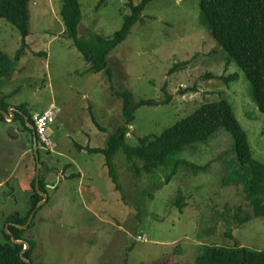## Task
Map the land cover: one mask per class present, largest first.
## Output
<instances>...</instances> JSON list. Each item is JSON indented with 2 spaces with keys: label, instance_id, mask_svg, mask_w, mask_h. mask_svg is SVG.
I'll return each mask as SVG.
<instances>
[{
  "label": "rangeland",
  "instance_id": "obj_1",
  "mask_svg": "<svg viewBox=\"0 0 264 264\" xmlns=\"http://www.w3.org/2000/svg\"><path fill=\"white\" fill-rule=\"evenodd\" d=\"M78 2L82 16L78 38L90 42L93 35L113 38L130 15L129 5L141 0ZM61 6V0L30 1L25 52L12 79L0 80V99L6 96L10 107L30 116L59 110L46 133L51 150L39 149V166L28 133H17L15 122L0 119V176L8 180L0 189V242L12 224L8 218L28 213L35 198V177L52 176V183L71 165L63 170L64 176L77 173L81 180L73 178L57 191L48 190V202L24 234L35 243V264H193L204 245L238 243L264 250V216L239 224L236 214L252 213L243 187L222 185L238 164L233 139L225 129L209 143L187 147L172 157L208 165L204 173L184 168L168 184L162 168L151 175L140 171L137 177L131 163L139 168L141 163L126 156V146L158 136L201 105L224 99L245 130L253 157L264 164V114L258 111L243 70L235 62L226 67L228 54L201 21L199 0L147 4L127 39L108 55L112 81L103 71L91 72L72 40L65 37ZM20 46L19 31L0 19V49L14 56ZM231 75L235 79H224ZM126 90L136 101L164 102L166 96L170 100L135 112L125 148L114 159L120 193L104 156L80 151L75 144L105 146L123 123L117 93ZM178 199L182 210L175 205ZM230 229L233 236L227 234Z\"/></svg>",
  "mask_w": 264,
  "mask_h": 264
},
{
  "label": "trees",
  "instance_id": "obj_2",
  "mask_svg": "<svg viewBox=\"0 0 264 264\" xmlns=\"http://www.w3.org/2000/svg\"><path fill=\"white\" fill-rule=\"evenodd\" d=\"M30 1L0 0V19L12 24L21 36V46L14 56H10L0 49V80L9 81L12 79L16 65L25 52L26 39L30 35ZM61 1L60 15L65 37L72 40L84 61L90 65L89 70L91 72L103 71L112 81L113 71L108 66L109 53L127 39L131 28L139 20L145 6L153 0H141L135 6L130 4V15L125 17L121 29L114 34L113 38L105 39L93 35L90 42L78 38V26L82 19L78 0ZM199 6L201 21L206 23L205 25L208 26L212 37L228 54L226 67L231 62H235L243 70L251 84V96L258 107V111L264 114V0H199ZM235 76L231 75L224 79L226 81L233 80ZM162 90L165 93V87ZM187 91L184 90L183 93L185 94ZM117 96L122 102L123 123L108 137L105 146L103 148H89L76 145V148L80 151L87 150L90 154L103 155L115 190L121 193L122 187L116 174L114 159L119 151L125 148L128 129L135 120V112L142 106L167 104L170 97L166 96L164 102L144 99L136 101L133 94L128 90L118 92ZM9 107L6 96H3L0 99V110L8 112ZM18 110L29 115L22 109ZM0 119L4 120L1 114ZM92 119L97 127L103 129L95 118ZM222 128L233 139L238 163L231 175L223 180L222 185L223 187H243L245 200L252 209L250 214L244 216L236 214L234 216L239 224H243L253 217L264 216V164L253 157L248 136L228 101L220 99L201 105L194 114L178 120L160 135L141 138L135 147L126 146V156L128 161L132 162L133 159H136L141 163L140 168L134 162L131 163L134 175L138 177L140 171L146 175H151L157 169L162 168L163 175L165 174V184H168L178 173V170L190 168L194 174H198L200 171L204 173L208 169V165L199 166L186 160L174 161L172 157L183 152L187 147L209 143ZM39 149L37 150L38 155ZM77 177L71 176L69 178ZM35 184L36 177L32 183L35 198L30 202L28 213L18 217L15 214L7 220V222H12L8 229L13 236L16 239L28 241L29 247L24 252V256L33 264H35L33 261L35 243L24 237L26 230L32 226L33 220L25 229L18 225H25L30 215L41 209H37V205L43 199L36 192ZM39 192L48 195L45 179L41 176H39ZM175 205L180 208L183 204L178 199L175 201ZM238 210L242 212L241 208ZM227 234L233 236L231 229ZM4 235L5 241L0 242V264H28L21 257L23 244L12 241L9 233L4 232ZM202 248V252L196 257L193 264H264V250H255L238 243L232 247L204 245Z\"/></svg>",
  "mask_w": 264,
  "mask_h": 264
},
{
  "label": "built area",
  "instance_id": "obj_3",
  "mask_svg": "<svg viewBox=\"0 0 264 264\" xmlns=\"http://www.w3.org/2000/svg\"><path fill=\"white\" fill-rule=\"evenodd\" d=\"M58 112L59 110L55 111L54 109H48L43 112L34 113L31 116L34 129H35L38 141L40 143V149L42 150H45V151L51 150L52 145L46 133H47V129L49 125L54 123Z\"/></svg>",
  "mask_w": 264,
  "mask_h": 264
},
{
  "label": "water",
  "instance_id": "obj_4",
  "mask_svg": "<svg viewBox=\"0 0 264 264\" xmlns=\"http://www.w3.org/2000/svg\"><path fill=\"white\" fill-rule=\"evenodd\" d=\"M15 110H16V108H14V107H9L8 112H4V111L0 110V114L3 115V117L7 118L8 121H10L11 117H15V113H14ZM37 150H38V147L35 146L36 160H37V164H38V166H39V164H40V161H39V160H40V159H39V155L37 154ZM36 190L38 191V193H40V192H39V176H38V175L36 176ZM39 195H40V197H42L43 200H42V203H41V204H38L37 209H39V208H40L43 204H45V203L47 202V200H48L46 195H44V194H42V193H40ZM34 215H35V212L32 213V214L30 215V217H29L27 223H26L25 225L21 226V227L25 229V228L31 223V221L33 220ZM19 226H20V225H19ZM6 231H8V233L11 235V239H12V241H14L15 243H18V244H23V250L21 251V257H22V258H23L28 264H33L29 259H27V258L24 256V252H25V251L28 249V247H29V243H28V241H26V240H24V239H16V238L13 236V234L10 232V230L8 229V227L6 228Z\"/></svg>",
  "mask_w": 264,
  "mask_h": 264
},
{
  "label": "flooded vegetation",
  "instance_id": "obj_5",
  "mask_svg": "<svg viewBox=\"0 0 264 264\" xmlns=\"http://www.w3.org/2000/svg\"><path fill=\"white\" fill-rule=\"evenodd\" d=\"M15 117H11V120L8 122L11 123H16L17 124V133H28L29 136V143L32 147V149L35 151V146H37L38 148H40V143L38 141L35 129H34V125L32 122V119H30V116L20 112L19 110H15ZM18 114V115H17ZM33 151V152H34Z\"/></svg>",
  "mask_w": 264,
  "mask_h": 264
},
{
  "label": "crops",
  "instance_id": "obj_6",
  "mask_svg": "<svg viewBox=\"0 0 264 264\" xmlns=\"http://www.w3.org/2000/svg\"><path fill=\"white\" fill-rule=\"evenodd\" d=\"M77 134H78V132H77ZM75 145H77V144H75ZM78 146H80V145H78ZM80 147H82V146H80ZM39 159H40V157H39ZM65 168H67V170L68 169H70V168H73L71 165H70V167L69 166H65L64 168H63V170L65 169ZM62 170V173L63 174H57V176H56V183H57V180H58V183H59V186H56L55 187V185H56V183L55 182H52L51 183V177L52 176H50V177H44V179H45V183H46V185H47V189L48 190H52V191H57L58 189H59V187H60V185L63 183V182H65V181H67V180H70V178L68 177V178H66L65 176H64V174H66L65 173V171H67L66 169H65V171H63ZM73 176V175H72ZM74 176H78V179L79 180H81V175L80 174H77L76 173V175H74ZM71 177V176H70ZM10 179V178H9ZM4 183L5 184H8V180L7 179H2L1 178V176H0V189L4 186ZM47 202H48V200H47ZM44 205V204H43ZM42 205V206H43Z\"/></svg>",
  "mask_w": 264,
  "mask_h": 264
}]
</instances>
